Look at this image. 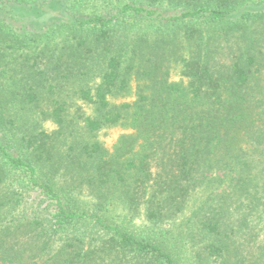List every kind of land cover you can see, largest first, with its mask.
<instances>
[{
  "label": "trees",
  "instance_id": "1",
  "mask_svg": "<svg viewBox=\"0 0 264 264\" xmlns=\"http://www.w3.org/2000/svg\"><path fill=\"white\" fill-rule=\"evenodd\" d=\"M164 2L0 0V264H264V12ZM30 16L47 26L17 27ZM119 126L109 150L98 135ZM115 198L169 228L110 222Z\"/></svg>",
  "mask_w": 264,
  "mask_h": 264
},
{
  "label": "rangeland",
  "instance_id": "2",
  "mask_svg": "<svg viewBox=\"0 0 264 264\" xmlns=\"http://www.w3.org/2000/svg\"><path fill=\"white\" fill-rule=\"evenodd\" d=\"M164 1H165L164 3H161L160 5L156 6L155 9H158L160 12L167 14V16L176 15L178 11L182 10L181 6L171 5L168 3V0H164ZM244 2H242L237 7L236 11H234V14H236V16L234 17L235 19L241 20L246 23V18H243V19L241 18L244 14L246 15L247 13H258V12L263 13L264 12V0H244ZM247 17L249 18L250 15L249 16L247 15ZM29 18H31V16ZM251 19L253 20L255 18L252 16ZM47 22H48V17H42V18H37V19L31 18V20L29 21L30 25L29 23L26 25L17 23L16 25L17 27H21L24 29L26 28L27 30L28 29H41L47 26L46 25ZM129 22H130V25H129L130 28L135 29L134 32L147 31L149 33H153L154 35L155 34L171 35L173 32V29L174 31L176 30V27L172 23H169L168 21L162 20L160 18H154V19L140 18L137 21L136 25L134 26H133L132 19ZM256 25L257 23L255 25H252V28L253 29L256 28ZM44 30L46 29L44 28ZM178 39L182 41L184 38L180 36ZM240 45L241 44L238 43V40H236V44H235L236 49H239ZM181 46L183 47V45ZM187 48L188 50H191L193 48L196 49V47H190V46H188ZM170 69L172 72V79L179 80L180 78L179 73H180L181 65H179V63L172 62ZM138 84L139 82L134 80L132 82L131 90L128 91V93L125 94L124 96L115 98L114 102L115 103L133 102L135 99V91H136ZM83 109L86 112V114H91V109L89 107H84ZM75 110L76 108L73 107L70 112V115H73V113H75ZM46 127L49 130H53L55 128V126L51 122H48L46 124ZM129 132L130 131L128 130L127 127L125 128L124 126H119V127L108 129L102 132L100 135H98V139L106 148L111 150L114 147L117 140L120 138V136L125 133H129ZM77 183H80V179H78ZM75 193H76L75 198L79 199V202L81 205H87L88 207H90V209H93L92 208L93 205H95V203L97 204L96 198L90 194L86 186H79V189L77 188L75 189ZM117 195L118 194H116L115 196L117 197ZM94 207L97 208V206H94ZM101 213L105 215L110 222L117 223L124 227H127L128 229L135 232L136 234L140 233V234L148 235V234H152L155 232H164L169 228V225H160V224L152 225L151 223L146 221L143 213H137V215H133L127 210V208L123 205V203L118 200V198H115L113 201H110L109 204L101 208ZM180 221L181 219L177 220L175 222V226H177V224H179ZM170 225L172 226V224Z\"/></svg>",
  "mask_w": 264,
  "mask_h": 264
}]
</instances>
